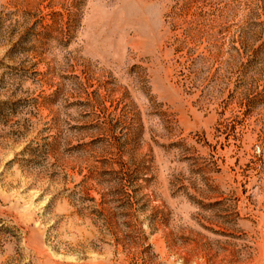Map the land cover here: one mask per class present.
<instances>
[{"label":"rangeland","instance_id":"obj_1","mask_svg":"<svg viewBox=\"0 0 264 264\" xmlns=\"http://www.w3.org/2000/svg\"><path fill=\"white\" fill-rule=\"evenodd\" d=\"M0 264H264V0H0Z\"/></svg>","mask_w":264,"mask_h":264}]
</instances>
